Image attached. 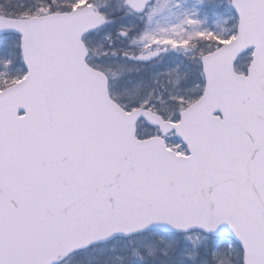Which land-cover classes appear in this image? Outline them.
Instances as JSON below:
<instances>
[{
  "label": "snow or ice",
  "instance_id": "6c2138e0",
  "mask_svg": "<svg viewBox=\"0 0 264 264\" xmlns=\"http://www.w3.org/2000/svg\"><path fill=\"white\" fill-rule=\"evenodd\" d=\"M0 264H264V0H0Z\"/></svg>",
  "mask_w": 264,
  "mask_h": 264
}]
</instances>
